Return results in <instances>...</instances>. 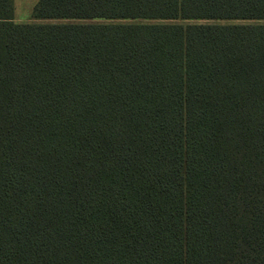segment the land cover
Segmentation results:
<instances>
[{
    "label": "trees",
    "instance_id": "16d2710c",
    "mask_svg": "<svg viewBox=\"0 0 264 264\" xmlns=\"http://www.w3.org/2000/svg\"><path fill=\"white\" fill-rule=\"evenodd\" d=\"M0 0V264H264V0Z\"/></svg>",
    "mask_w": 264,
    "mask_h": 264
},
{
    "label": "rangeland",
    "instance_id": "374dc122",
    "mask_svg": "<svg viewBox=\"0 0 264 264\" xmlns=\"http://www.w3.org/2000/svg\"><path fill=\"white\" fill-rule=\"evenodd\" d=\"M37 0H13L14 3V20L29 21L31 20V9Z\"/></svg>",
    "mask_w": 264,
    "mask_h": 264
},
{
    "label": "crops",
    "instance_id": "0c3cea01",
    "mask_svg": "<svg viewBox=\"0 0 264 264\" xmlns=\"http://www.w3.org/2000/svg\"><path fill=\"white\" fill-rule=\"evenodd\" d=\"M33 7V6H32ZM32 10V9H31Z\"/></svg>",
    "mask_w": 264,
    "mask_h": 264
}]
</instances>
